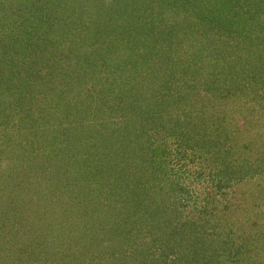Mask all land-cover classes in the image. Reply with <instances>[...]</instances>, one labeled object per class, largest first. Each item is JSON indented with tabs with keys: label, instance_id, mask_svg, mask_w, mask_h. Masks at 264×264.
Instances as JSON below:
<instances>
[{
	"label": "rangeland",
	"instance_id": "374dc122",
	"mask_svg": "<svg viewBox=\"0 0 264 264\" xmlns=\"http://www.w3.org/2000/svg\"><path fill=\"white\" fill-rule=\"evenodd\" d=\"M13 1L0 0V264H264V41L232 51L213 40L219 36L213 25L219 14L218 21L233 19L230 24L237 27L246 20L251 29L253 18L264 16V0H187L185 4L168 0L163 5L167 12L176 13L179 20H194L185 28L177 26L179 33L174 31L194 44L181 39L173 45L146 44L152 54L147 57L144 48L131 59L126 45L136 37H122L123 45L115 27L122 17L111 21L107 8H101L107 17L103 24L97 17L90 27L91 6H79L83 0L73 5L71 0H56L53 9L62 11V16L54 20L51 31L57 26L64 32L43 42L33 34L31 16L22 3L26 0L15 6ZM131 1L137 8L145 4ZM102 2L97 0L96 5L103 6ZM220 6L227 8L218 12ZM236 30L251 39L241 27ZM38 38L45 46L40 58L28 50L30 41ZM97 40L102 53L91 52ZM202 47L209 49L202 52ZM68 49L74 58L60 61ZM173 49L174 55H169ZM44 58L51 60V68L36 67ZM38 70L44 76L53 73L51 91H65L59 105L50 104L55 112L46 109V100L39 101L44 95H36L42 84L34 83L32 76ZM141 113L155 115L149 123L140 122L145 137L166 147L163 154H148L150 160L143 164L147 170L144 167L142 172L135 170L138 160L129 158L132 153L125 154L127 142L110 155L111 146L101 145L102 138L114 141L115 123L128 128L131 121L144 118ZM63 140L64 153H60ZM49 154L58 160L59 173L52 175L44 163L48 180L31 178L41 168L38 157L44 160ZM163 160L166 168L173 163L179 171L164 177L165 189L157 200L151 191L158 180L163 181L161 171L155 169ZM141 178L149 184L137 182ZM154 197L157 203L180 205L178 220L192 228V235L203 233L212 243L205 242L196 254L192 247L187 252L165 248L167 242L145 244L135 235L131 243L111 238L117 228L128 237L127 228L138 224L133 226V215L143 223L152 217L161 223L157 215L132 212ZM98 203L104 209H95ZM160 209L162 215L163 206ZM98 217L108 221L101 230L104 238L93 227L100 226L95 223ZM25 219L36 224L27 229ZM121 240L119 247L114 246ZM183 252L187 257L181 256Z\"/></svg>",
	"mask_w": 264,
	"mask_h": 264
},
{
	"label": "trees",
	"instance_id": "16d2710c",
	"mask_svg": "<svg viewBox=\"0 0 264 264\" xmlns=\"http://www.w3.org/2000/svg\"><path fill=\"white\" fill-rule=\"evenodd\" d=\"M2 1H4V0H2ZM92 1L93 2L90 3V0H89V3H90L89 5L87 4L86 0H83L82 2H80L81 4L79 3L80 4L79 6L83 5L82 7L91 6L90 16L94 17V21H92V20L90 21V27H92V24H93V22H95L97 17H99L100 23L103 24L104 20H106L107 17L104 14V11L101 12L102 11L101 8H103V9L107 8L108 11L106 12V14L108 13L107 16L110 17L111 21H116L118 19L117 17L119 15L122 17V20L120 21V23H119V21L114 22V23H119V24H115V27H116V31L119 32L118 35H120L119 39L121 40V43L123 45L125 44L122 42V37H126V38L136 37V40L139 41L140 46L138 44H135L137 42L136 40L130 39L127 42V44H129V45L128 46L126 45V49H128V51H129V53H128L129 57L128 58H130V59L133 58L132 57L133 55H138V51L142 50L144 48L146 49L145 55L147 57H149V55H151L152 52L149 49H147L148 47H146V46L149 45L152 47L154 45V43L160 44V43H162V41L166 42L168 45H173V44H175V40L178 39L176 42H180L181 40H183V43H185V44H190V43L194 44L193 43L194 40H191V39L184 40V38L181 39L179 37V34H178L179 30H177V26H179L180 28H182V27L185 28V26H187V24L192 23L194 20L190 19L189 22L186 18L179 20L180 18L178 17V15H176V13L167 12L163 5L168 0H152V3H151L152 5L149 4L148 0H144L143 2L145 4L143 6H141L140 8L135 7L137 4L136 3L132 4L131 0H121V1L117 0L118 2L115 0H103V2H102L103 6L96 5L97 0H92ZM56 2H57L56 0H26L25 2H22L28 8V10L24 9V11L29 13V16H31L32 21H29V23L33 27V29L31 28L33 31V34H36V36L39 38H43V39H41V41H43V42H45V41L48 42L49 41L48 39L51 38V36H55L54 34L57 32H59L60 34H63V32H64V29L57 28V26H56L57 31H54V32L51 31L54 29L53 27L55 26L54 20L58 19L60 16H62L61 10H60L61 12H59V11H56L55 9H53V6L55 4L57 5ZM74 2H76V1L71 0L72 5L74 4ZM116 2L117 3L120 2V3L116 4ZM182 2H184V4H185V3H187V0H182ZM17 3H18V0L13 1L14 6ZM10 7H8L9 11L11 9ZM108 8H110V10ZM220 8L217 7L216 10L218 12H221V10H223L227 7H225V6L221 7L220 6ZM70 9H72V8L69 7L68 11ZM114 15H116V18L112 17ZM219 18H220V14L216 17V20H213V22H214L213 25L215 26V24H216L217 27L219 28L218 29L219 36H213L214 39H213V37H212V39L214 41L222 42L221 44H223L224 46H227V48L229 47L228 50L235 51V50L248 49V47L252 46L254 44V42L258 43V42L264 41V16L259 17V18H253V20H255V24H254L255 27L251 28V29H250L251 25L249 27L248 26L249 23L246 20H241L240 21L241 25L239 24V26L235 25L237 27H241V30L243 32L248 33L249 35H246L247 37L250 38V35H251L250 40H247V38H244L242 36V34H239L240 32L236 30L237 27L231 26L233 19H229V20L224 19L223 21H218ZM48 24L51 26H48ZM113 25L114 24H112L111 26L114 27ZM154 25H156V26H154ZM258 26H259V28H256ZM175 29L177 30L178 33L174 32ZM100 30H102V29H100ZM108 30H109V32L111 31V29H109V28H108ZM103 31H105V28L103 29ZM256 33H258L259 35H257ZM177 34H178V37H175ZM161 35H163L162 38L160 37ZM238 35H240L241 37H238ZM96 36L99 37L98 34H96ZM39 38L35 41H30V46L28 49L30 51V55H32L36 58H40V56L42 57V54L45 51V49H44L45 46H43L44 43L40 42ZM100 42L101 41H98V40H97V42H95L94 45L96 47L91 48L92 53L96 49H98L102 53V45H100L101 44ZM198 42L203 43L202 41H200L199 37H198ZM211 47L212 46H210V48ZM205 49H207V51H208L209 48L202 47L199 50H201L202 52H206ZM117 50H119V49H117ZM212 51H215L214 47H213ZM212 51H210V53H212ZM65 52H66V55L64 56L65 58L63 57L64 59H61L62 56L64 55V50H61L59 52L60 55L58 57L61 59L60 61L64 60V61L68 62L74 58V56L72 57L70 55V52H71L70 49L66 50ZM173 53H174V49L172 50V53H170L169 55H172ZM71 54H73V53H71ZM44 60H46V61L43 63L40 62L41 64L40 63L37 64L36 67L39 68V67H42L41 65H43V66L46 65V67L51 68V64H52L51 60H49V59L47 60V58H44ZM183 60H186V59H183ZM186 63H187V60L185 61L183 66H185ZM130 64L133 65L134 63L130 60ZM39 71L40 70H38L35 73V75L32 76V80H34V83H37V84L41 83L42 84V86H40V88L38 89V93H36V95H39V96L44 95L45 97L39 98V101L42 102L43 100H46V106H45L46 109L50 112H55L50 107V104L53 102H56L59 105L63 99V95L65 94V91H57V90L54 92L51 91V89L53 88L52 83H51V76L53 73L52 74L47 73L44 76V75H41L39 73ZM12 75L16 76V74H12ZM15 78H19V77H15ZM22 80L23 79H21V81ZM23 84H24V80H23ZM17 85H16V88H18ZM44 86H45V90L42 91L41 87L43 88ZM46 86L49 88V90L46 88ZM28 90L26 92H29ZM56 96L59 98H56ZM133 109L135 112H138V111H136V109H137L136 107H134ZM141 115H143L144 118L138 117V119H136L135 122L131 121L132 123L129 124L130 127L128 126V128H125L126 125L123 126L124 128L118 127L120 125V122L115 123L116 128H115L114 132H115L116 136H115L114 141L104 140L103 138L101 139L102 147L111 146V147H107L108 151H109L108 155L113 154V152L116 154L115 148L119 145H123V147H126V142H127L129 148L126 147L123 150L127 149V152L125 154L132 153L131 155H129V158L131 160H135V161L138 160L137 163L135 164V168H136L135 170H137V171L140 169H142V171H143V168L145 167L144 166L145 162L148 163V160H150V158L147 159V156H148V154H150V152L154 155L157 153V151H161V154H163L165 152V149H166V147H164L162 145H160V147H159V144L156 145V143L150 142L145 137V134H144L145 132H142L143 131L141 128L142 124L140 122L142 120L146 119L147 123H149L150 119H155V115L150 116L149 113L147 115H144L141 113ZM127 129H129V130L127 131V133L124 134V132ZM117 130H119L120 132L118 133ZM42 131H44V129ZM68 134H70L68 136L71 139V136H73V135L71 133H68ZM52 137H58V136H56V134H54ZM123 138H125V139L123 140ZM62 142H63L62 143L63 146L60 150V153H62V152L64 153V146H65L64 140ZM93 147H90V148H93ZM101 150L103 151V149H101ZM104 151H106V150H104ZM100 153H102V152L100 151ZM80 154L82 155V153H80ZM102 155H103V157L105 156L104 153H102ZM77 157H79V156L77 155ZM120 157L123 158L119 152V153H117V159ZM125 157H126V155H125ZM151 157L154 158V156H151ZM43 158H44V160L42 158L38 157V160H40V159L42 160L41 161V164H42L41 168L38 170H35L33 175L31 176V178H33V179L38 178L41 182H44V180H48L47 169L49 171H51V169L53 170V171H51L52 175L55 172L59 173V170L57 171L58 160L56 158L52 157L51 154H49ZM155 158H156V155H155ZM80 160L82 161L83 159H80ZM142 160H144V161L141 162ZM44 163L48 165L47 169L45 168ZM16 164H14V165H16ZM127 165H129V164H127ZM165 165H166L165 161L163 160L162 162H159L155 168L158 171V173L161 171L162 174L160 176L163 178V181L158 180L159 184H154V186H153L154 188L151 191L152 198H153V194H154V196L156 197L157 200L160 197L162 198V193L165 189L163 187L162 182L166 183L167 181L165 180L164 177L165 176L172 177L173 174L177 175V173L179 171V169H177V171L175 170L176 167L173 166V163H172V166L169 168H166L167 166H165ZM125 169L126 168H124L123 170L125 171ZM145 170H147L146 167H145ZM142 171L140 170V172H142ZM133 173H134V171H133ZM141 176H142V173H141ZM142 178H144L146 180L145 177L142 176ZM142 178H141V180H138L137 182H140V184L148 185L149 183L147 181L142 180ZM137 182L135 185L138 184ZM25 183L27 184V182H25ZM132 183L134 185L135 182H132ZM20 184L24 185V179L23 178L21 179ZM42 184H43L42 190H44L46 188V184H44V183H42ZM49 188H50V186H49ZM36 189H37V185L34 186V190H36ZM34 190H32V191H34ZM150 190L151 189L148 188L147 193ZM15 191L17 192V189ZM18 191H19V193H21L24 190L18 189ZM170 193H171V191H170ZM32 194H34V193H32ZM42 197H44L43 193H42ZM155 197L151 203L150 202L147 203L144 207H142V206L138 207V205H136L134 207V209L132 210V212L136 213V211H138V213H141L142 215H146V216H149L150 214L157 215V217H159L160 219L163 220V221L161 220V223L159 222V224H156V219L153 220V217H152V220L150 222L147 221V222L143 223L141 218H137L136 215L131 214V215H129L130 217L133 215L132 217L136 218L135 219L136 221H133V226L137 222L139 225L136 224L137 226H135V227H128L127 228V231H128L127 236L128 237L125 236L124 229H122V230H119L118 228L114 229V234H113V236H111V238H113V239L114 238L115 239L116 238H123V240H125V238H126V241L128 242L130 240V243H131L132 237L135 235L137 239L141 240L145 244H147L149 241H151L155 244L159 243V242L165 244V242H167L166 245H164V246H166L165 248L169 247V249L170 248L176 249L178 247V249H177V250H179L178 252H180L181 249H184L185 252H187L186 250L190 251V247H192L194 252H196V254H198L199 250H201L202 248H205L204 247L205 242L209 241V243L210 242L212 243V240H210L207 236H204L203 233L201 236L199 234L196 236L192 235V232H193L191 230L192 228L190 226H189L190 228H188L186 226V222L181 223V221L178 220L177 216L181 212L180 205L176 206V204H175V206H174L171 203L170 204L157 203V200L155 201ZM148 198H144V200H147ZM32 202H36V200L33 199ZM179 203H181V202H179ZM138 204L142 205V202H139ZM106 206H108L107 203H106ZM162 206H163L162 212H163V214H168L167 217L163 214L159 215V214H161L160 208ZM70 207L72 209H75L74 205H71ZM103 207L104 206H102L101 203H98V206L95 209H98V210H100L101 208L104 209ZM124 207H125V204L119 208L120 211ZM140 208H142V209L140 210ZM99 219L100 218L98 217V219H96L95 223L100 224V226H97V225H94V226L92 225V226L95 228L96 231L100 232V235L102 236L101 238H104L103 237L104 234L101 233V230L102 231L105 230L104 227L108 226V221L103 222V221H100ZM25 221L28 222L29 228H27V229H31V227H34V224H36V220L33 221L31 219H25ZM115 225L119 226L120 224L116 223ZM141 225H144V227L142 226V228L140 229L139 227ZM127 226H128V222H127ZM119 243H122V240H121V242H115L114 246L118 245L117 247H119L121 245ZM125 244H127V243H125ZM153 248H154V251H156L155 246L152 247V250H153ZM113 249L116 250L114 247H113ZM187 255L189 256V252L187 253ZM167 256H169V255H167ZM181 256L187 257L186 255H184V252L181 254ZM125 257H126V254H125ZM130 258L132 259L133 257H130ZM134 263L137 264V261H135ZM159 264H162V263H159Z\"/></svg>",
	"mask_w": 264,
	"mask_h": 264
}]
</instances>
